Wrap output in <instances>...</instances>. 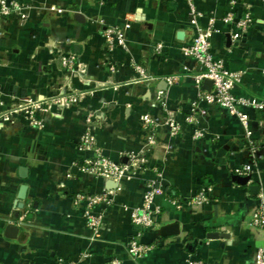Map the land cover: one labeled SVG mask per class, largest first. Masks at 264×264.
Returning a JSON list of instances; mask_svg holds the SVG:
<instances>
[{
    "label": "crops",
    "instance_id": "crops-1",
    "mask_svg": "<svg viewBox=\"0 0 264 264\" xmlns=\"http://www.w3.org/2000/svg\"><path fill=\"white\" fill-rule=\"evenodd\" d=\"M26 1L34 2L36 10L24 22L7 25L0 39V109L38 99L42 104L67 97L77 100L67 108L53 106L56 115L42 127H31L17 116L12 126L0 129V264H51L58 257L74 264H102L112 257L120 264H185L188 257L207 264H254L258 249H264V234L249 225L257 195L264 192V131L257 125L264 121V111L249 112L255 149L247 143L238 119L222 109L208 107L207 117L187 124L185 117L197 99L192 77L197 70L179 51L193 36L188 0ZM241 1L249 3L255 22L242 37V45L235 46L231 26L220 20L232 10L228 0H191L206 15L203 25L209 15L217 19L211 37L214 57L222 59L227 69L243 72L233 93L264 100V0ZM49 5L62 12L48 10ZM128 15L133 20L127 21ZM95 20L125 29L130 51L114 49L109 57L114 71L100 65L104 40ZM158 42L164 56L152 52ZM56 49L73 53L85 64V77L70 73L65 79L53 60ZM130 58L148 60L151 83H134ZM171 75L177 79L169 85L166 78ZM157 90L164 93L168 109L178 110L182 133L170 138L160 127L155 131L156 144L150 145L140 116L163 113L160 103L149 99ZM88 113L99 121L91 132L101 153L123 163L129 162L128 153H134L145 158L148 167H163L159 184L164 194L155 199L161 207L159 224L142 238L156 246L140 260H132L126 252L134 227L121 206L141 202L142 177L127 179L116 198L113 226L101 237L85 228L73 205L74 192L86 185L87 178L73 164L94 154L77 149ZM194 128L203 130L205 137L192 139ZM243 164L256 172L245 184L234 181L231 172ZM20 168L26 169L25 177H20ZM67 171L72 178L64 177ZM144 177L153 178V173L147 171ZM22 184L27 192L19 209ZM251 185L258 190L251 191ZM87 186L97 192L100 181L94 179ZM204 186H210L214 199L205 206L178 209L171 202ZM23 210L28 211L30 224L8 237L7 219L15 220Z\"/></svg>",
    "mask_w": 264,
    "mask_h": 264
},
{
    "label": "built area",
    "instance_id": "built-area-1",
    "mask_svg": "<svg viewBox=\"0 0 264 264\" xmlns=\"http://www.w3.org/2000/svg\"><path fill=\"white\" fill-rule=\"evenodd\" d=\"M189 3V21L193 27V36L189 43L179 47V51L185 60L193 61V70H197L192 75L197 99L191 103L190 112L186 115L185 121L187 124L195 125L200 121V118L207 117L208 107H216L222 109L229 116L236 117L240 122L247 143L252 149H255L254 140L251 138V130L249 126V112L254 110L264 111V100L256 98L236 96L233 89L242 81L243 72L231 71L224 65L222 59L214 57L211 51V37L216 31L214 16L206 17V24L201 23V19L206 15L194 8L191 0ZM228 4L232 10L225 12L220 20L223 23L229 24L231 29L229 35L235 46L241 44V39L251 26L255 19L251 14L250 5L246 1L228 0ZM238 7V8H237ZM48 10L62 12L61 9L53 5H49ZM36 10L34 2L26 0H0V39L5 35V29L12 21L22 23L30 16V12ZM127 21L133 20L130 15L126 18ZM96 27L101 29L103 36L102 60L100 65H105L110 71L116 70V65L110 61L109 57L116 47H119L123 52L129 54V45L125 35V29L118 25L103 26L101 20H95ZM242 45V44H241ZM56 57L53 58L58 71L64 74L66 79L70 73H75L79 77H85L86 65L78 61L75 55L69 51L55 50ZM153 54L156 56H164L163 44L158 42L153 47ZM147 59L135 60L130 58L136 80L143 81L146 84L152 82V75L149 73ZM188 70L187 68H185ZM177 79V75H171L166 78L169 85H172ZM209 80L211 87L206 90L203 87V81ZM145 84V85H146ZM1 98V93H0ZM149 99L154 103H160L163 113L157 117L151 116L148 113L140 116V122L143 131L146 132L147 142L150 145H155V131L162 127L170 138L179 137L182 129L177 122L178 110L168 109L164 99V93L160 90L155 91ZM77 99L67 97L61 98L60 101H50L46 104L47 112L42 117L35 113L41 110V101L13 103L9 107L0 109V129H6L9 125L12 126L17 116H23L29 126L41 127L42 123L49 121V118L56 115L52 111V107L67 108L72 101ZM3 102L0 99V106ZM96 115V114H93ZM89 114L85 116L86 130L78 139L77 149L79 151H93L92 156L84 155L81 159L74 162V167L79 173L85 175L86 185L80 188L73 194V205L81 213L84 221V226L92 235L101 237L104 232L111 229L114 221L113 209L116 206V198L124 189L127 179L133 176L142 177L140 188L141 202L132 207L122 205L124 211L131 224L134 227V232L129 236L125 243V249L128 256L134 260H140L156 243H145L142 238L146 231L155 229L159 224V216L161 207L156 203V197L164 194V188L159 184L163 179V167L160 165L148 167L145 165V158L138 157L134 153H128L127 159L129 162H116L110 157L101 153L100 148L96 143L94 134L91 132L99 121ZM258 127L264 131V121H258ZM205 137L203 130L194 128L192 139L201 140ZM168 146V145H167ZM171 147V145H169ZM147 150V149H146ZM151 171L153 178H145V173ZM233 175L249 176L253 181L256 174L250 164H243L232 168ZM66 179L72 178L70 171L64 173ZM94 179H99L100 190L93 192L87 185L91 184ZM214 201L211 196L210 186L199 188L195 193L184 198L172 199L171 202L176 208L194 209L205 206ZM7 223L16 227H25L30 224L28 220V211L23 210L18 217L11 221L7 219ZM249 225L259 229L264 234V192L257 195L256 202L250 212ZM93 236V237H94ZM87 255L84 254L83 257ZM51 264H74L61 257L56 258ZM102 264H120V260L116 257L108 259ZM185 264H207L202 259H193L188 257L185 259ZM254 264H264V249H258Z\"/></svg>",
    "mask_w": 264,
    "mask_h": 264
},
{
    "label": "water",
    "instance_id": "water-1",
    "mask_svg": "<svg viewBox=\"0 0 264 264\" xmlns=\"http://www.w3.org/2000/svg\"><path fill=\"white\" fill-rule=\"evenodd\" d=\"M203 87L206 90H209L211 87V82L209 80H204L203 81ZM25 172H26L25 168H20L19 169L20 177H25ZM232 179L238 183L245 184L250 180V177L249 176L232 175ZM250 189H251V191L256 192L258 190V186L257 185H251ZM26 192H27V185L22 184L20 186L19 192H18V198L20 199V201L18 202V208L19 209H22V207H23V204H24L23 201L26 199ZM5 231H6V233H7L6 235L8 237H13L18 231V227L14 226V225H7L5 228Z\"/></svg>",
    "mask_w": 264,
    "mask_h": 264
},
{
    "label": "rangeland",
    "instance_id": "rangeland-1",
    "mask_svg": "<svg viewBox=\"0 0 264 264\" xmlns=\"http://www.w3.org/2000/svg\"><path fill=\"white\" fill-rule=\"evenodd\" d=\"M47 109V107H46V104H41V110H39L38 112H36L35 114L36 115H39V116H43V115H45L47 112H45V110ZM44 123H42V125H43ZM42 127V126H41Z\"/></svg>",
    "mask_w": 264,
    "mask_h": 264
}]
</instances>
